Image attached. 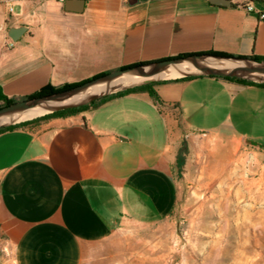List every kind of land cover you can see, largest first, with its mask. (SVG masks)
<instances>
[{"label": "crops", "instance_id": "0c3cea01", "mask_svg": "<svg viewBox=\"0 0 264 264\" xmlns=\"http://www.w3.org/2000/svg\"><path fill=\"white\" fill-rule=\"evenodd\" d=\"M67 1L13 0L12 13L0 6L7 98L182 55L264 57V0L251 1L254 13L208 0ZM21 27L13 41L9 31ZM155 90L160 106L134 93L0 134V235L9 249L0 264H91L115 236L168 222L194 155L229 165L252 148L264 191V88L203 76Z\"/></svg>", "mask_w": 264, "mask_h": 264}, {"label": "rangeland", "instance_id": "374dc122", "mask_svg": "<svg viewBox=\"0 0 264 264\" xmlns=\"http://www.w3.org/2000/svg\"><path fill=\"white\" fill-rule=\"evenodd\" d=\"M251 149L229 165L194 155L171 219L115 236L91 264H264V191Z\"/></svg>", "mask_w": 264, "mask_h": 264}, {"label": "water", "instance_id": "95a60500", "mask_svg": "<svg viewBox=\"0 0 264 264\" xmlns=\"http://www.w3.org/2000/svg\"><path fill=\"white\" fill-rule=\"evenodd\" d=\"M139 0H130L135 4ZM213 6L232 7L229 0H208ZM73 3L68 0L66 6ZM24 28H13L9 37L16 41ZM234 78L264 84V62L249 57L190 55L140 64L107 72L78 86L0 108V130L54 112L77 108L128 89L188 77Z\"/></svg>", "mask_w": 264, "mask_h": 264}, {"label": "trees", "instance_id": "16d2710c", "mask_svg": "<svg viewBox=\"0 0 264 264\" xmlns=\"http://www.w3.org/2000/svg\"><path fill=\"white\" fill-rule=\"evenodd\" d=\"M250 1H259V0H250ZM232 7H235V5H232ZM197 55H202V54H197ZM208 55L233 57V56H230V55L219 54V53H208ZM186 56H190V55H182V56H179V57H186ZM175 58H178V57H175ZM249 58L254 59V60L258 61V62H264V57L250 56ZM141 64H144V63H141ZM138 65H140V64H138ZM134 66H137V65H134ZM134 66H131V67H134ZM126 68H129V67H126ZM126 68H121V69H126ZM104 74H106V73H104ZM104 74H101V75H98V76H95V77H92V78H96V77L102 76ZM92 78H90V79H92ZM195 78H197V77H188V78H183L181 80L186 81V80H192V79H195ZM90 79H88V80H90ZM221 79L232 81V82H236V83H240L242 85H251V86H257V87L264 88V84H257V83H253V82H249V81H245V80L234 79V78H221ZM88 80L82 81V82H80L78 84L64 85L63 87H60V88H55V87H52V86L48 85V86L42 88L41 90H39L38 92L34 93L33 95L25 97V98H21V99L7 98L6 96H4L2 94V91L0 89V102H1L0 108L9 106V105H11V104H13L15 102L21 101V100L33 99V98L47 96V95H50V94L61 92V91H64V90H68V89L73 88L75 86H78V85H80V84H82V83H84V82H86ZM165 82L166 81L157 82V83H150V84L134 87V88L128 89L126 91L119 92V93H116L114 95L101 98V99L96 100L94 102H91V103H89L87 105H83V106H80V107H77V108L67 109V110H63V111L54 112L52 114H48V115L33 119L31 121H26V122H23V123H20V124H17V125H13V126L1 129L0 130V134L4 133L6 131L14 130V129L34 126V125L38 124L41 121H45V120H48V119H51V118L66 117V116L75 115V114H78V113H81V112H84V111H87V110H95V109L99 108L100 106L104 105L105 103H107L110 100H113V99H116V98H119V97H122V96H126V95H129V94H134V93H147L151 97V99L154 101V103L157 106H160L162 104V102H161V100H160V98H159V96H158V94H157V92L155 90V86H157L159 84H162V83H165Z\"/></svg>", "mask_w": 264, "mask_h": 264}, {"label": "built area", "instance_id": "2783aa9c", "mask_svg": "<svg viewBox=\"0 0 264 264\" xmlns=\"http://www.w3.org/2000/svg\"><path fill=\"white\" fill-rule=\"evenodd\" d=\"M229 1L232 3V5L238 6L249 13L256 12L254 4L250 0H229ZM0 6H4L7 9L8 13L13 12V0H0ZM259 15L261 19H264V14H259ZM1 253L8 254L9 249L0 235V254Z\"/></svg>", "mask_w": 264, "mask_h": 264}]
</instances>
